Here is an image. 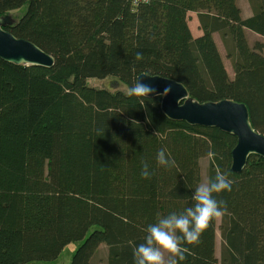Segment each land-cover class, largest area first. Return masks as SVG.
<instances>
[{"label":"trees","instance_id":"1","mask_svg":"<svg viewBox=\"0 0 264 264\" xmlns=\"http://www.w3.org/2000/svg\"><path fill=\"white\" fill-rule=\"evenodd\" d=\"M250 5L243 18L237 0H0V15L14 18L5 29L55 60L47 67L0 57V264L54 260L73 241L82 243L71 264H94L103 244L99 264H134L146 227L193 205L208 156L209 180L219 170L233 181L231 192L215 195L228 210L221 255L215 220L198 245H185L191 254L180 264H264V157L251 154L236 172L235 134L170 119L161 96L88 84L113 76L130 88L142 74L161 75L201 103H244L264 136V41L250 46L245 34L264 37V0ZM191 10L199 37L188 25ZM161 148L175 167L157 165ZM142 161L150 179L141 177Z\"/></svg>","mask_w":264,"mask_h":264},{"label":"water","instance_id":"2","mask_svg":"<svg viewBox=\"0 0 264 264\" xmlns=\"http://www.w3.org/2000/svg\"><path fill=\"white\" fill-rule=\"evenodd\" d=\"M13 22L12 15H0V57L14 64L51 67L55 61L52 54L5 29ZM138 79L156 88L160 95L152 98L162 97L161 108L170 119L186 120L192 125L214 126L235 134L238 143L232 150L234 171L242 172L251 154L257 153L264 157V136L252 127L249 110L244 103L231 99L201 103L189 95L184 84L174 79L147 73ZM166 89L170 91L167 93Z\"/></svg>","mask_w":264,"mask_h":264},{"label":"clouds","instance_id":"3","mask_svg":"<svg viewBox=\"0 0 264 264\" xmlns=\"http://www.w3.org/2000/svg\"><path fill=\"white\" fill-rule=\"evenodd\" d=\"M135 58L142 60L143 54L138 52ZM169 91L170 89L165 90L167 93ZM126 94L138 99L160 95L156 88L140 79H137ZM140 103L143 104L144 99H140ZM166 153L165 148L158 150L157 165L166 169L175 167V160ZM152 174L149 164L142 161L141 177L150 179ZM232 184L228 174L218 170L214 179L196 187L192 194V206L180 213L172 212L167 216H158L155 223L146 227L143 242L133 248L134 264H180L185 261L187 255L191 254L185 245H198L200 237L212 222L227 214L226 202L218 201L215 195L225 191L231 192Z\"/></svg>","mask_w":264,"mask_h":264},{"label":"rangeland","instance_id":"4","mask_svg":"<svg viewBox=\"0 0 264 264\" xmlns=\"http://www.w3.org/2000/svg\"><path fill=\"white\" fill-rule=\"evenodd\" d=\"M18 12H14V14L16 15V13H18ZM256 39H258V36H255V37L249 39L250 46L253 45V43L255 41H257ZM259 39L262 40L264 38L263 37L262 38L259 37ZM219 47H221L223 59H226V51H225V48L222 46L221 42L219 44ZM88 84L94 86L95 88H106V89H108L110 91H116V90L127 91L129 89L128 87H126V85L123 82H120L117 78H115L113 76H110V77L105 78V79L90 78L88 80ZM210 159H211L210 156L201 158V166H202L201 178H202V180H201L200 184L209 181V177L208 176H209V162H210ZM220 221H221V219L217 220L218 229H217V233H216V236H217L216 254H217L218 258L220 257L221 250H222V248H221V246H222V237L220 236V228H219ZM81 243L82 242H80V241L71 242L68 246H66L61 251V253L59 254L60 255L59 258H57V259L47 260V262L46 261H39V260L37 261V260H35V261H31V262L26 263V264H71L72 258L74 256V252H75V250L78 248V246ZM106 250H107V247H105L104 244H103L101 249H100V251H99L98 258H96L94 260V264H99V262L101 260V257H102V259L105 258Z\"/></svg>","mask_w":264,"mask_h":264},{"label":"crops","instance_id":"5","mask_svg":"<svg viewBox=\"0 0 264 264\" xmlns=\"http://www.w3.org/2000/svg\"><path fill=\"white\" fill-rule=\"evenodd\" d=\"M237 2H238V5L242 11L243 18H249V16H251L253 14V10H252L251 5H250V0H237ZM188 13H189L188 14V25H190L193 36L199 37V36L203 35L204 31L202 29V24H200L199 13H197L196 11H192V10ZM245 34H247L248 41L250 38H253L255 36H258V39H256V40H259L261 42L264 41V39H262V40L259 39V37L262 38L263 36L256 34L251 29L250 30L246 29ZM213 35H214V38L216 40L217 46L219 47V44L221 42L222 46L224 47V41H223L222 35L219 32H215ZM219 49H220L221 56H222L221 47H219ZM225 51H226V48H225ZM222 59H223V57H222ZM223 60H224L225 66H226V70H228L230 76L233 77L235 75V70L233 68L232 60L230 58H227V54H226V59H223ZM200 166H201V159H200ZM201 172H202V166H201Z\"/></svg>","mask_w":264,"mask_h":264},{"label":"built area","instance_id":"6","mask_svg":"<svg viewBox=\"0 0 264 264\" xmlns=\"http://www.w3.org/2000/svg\"><path fill=\"white\" fill-rule=\"evenodd\" d=\"M134 5H138L139 3L148 2L150 0H130Z\"/></svg>","mask_w":264,"mask_h":264}]
</instances>
